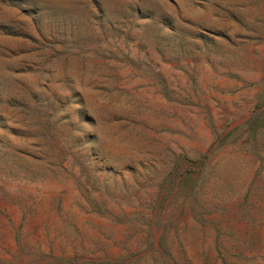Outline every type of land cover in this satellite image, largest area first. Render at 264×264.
I'll return each mask as SVG.
<instances>
[{"label":"rangeland","instance_id":"374dc122","mask_svg":"<svg viewBox=\"0 0 264 264\" xmlns=\"http://www.w3.org/2000/svg\"><path fill=\"white\" fill-rule=\"evenodd\" d=\"M0 264H264V0H0Z\"/></svg>","mask_w":264,"mask_h":264}]
</instances>
